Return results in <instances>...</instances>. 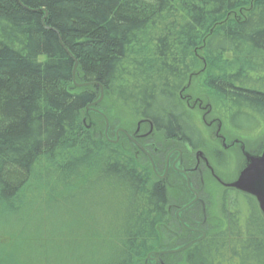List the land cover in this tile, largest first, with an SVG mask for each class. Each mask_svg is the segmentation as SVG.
Listing matches in <instances>:
<instances>
[{
    "label": "trees",
    "instance_id": "trees-1",
    "mask_svg": "<svg viewBox=\"0 0 264 264\" xmlns=\"http://www.w3.org/2000/svg\"><path fill=\"white\" fill-rule=\"evenodd\" d=\"M192 80L232 124L264 122V0H0V226L18 227L6 230L0 264H264L252 196L211 194L216 215L194 203L180 211L186 228L174 215L193 198L185 179L156 174L170 141L203 137L182 97ZM99 86L94 107L109 123L151 129L154 169L123 133L105 135L100 115L84 122ZM202 177L199 196L214 206ZM88 197L87 209L69 205ZM62 207L81 217L56 231L62 220L48 211ZM25 214L37 224L27 228ZM197 228L200 241L157 254Z\"/></svg>",
    "mask_w": 264,
    "mask_h": 264
},
{
    "label": "flooded vegetation",
    "instance_id": "flooded-vegetation-1",
    "mask_svg": "<svg viewBox=\"0 0 264 264\" xmlns=\"http://www.w3.org/2000/svg\"><path fill=\"white\" fill-rule=\"evenodd\" d=\"M182 97L185 104L191 110H194L195 112L199 110L202 111V107L195 106L196 104H191L188 99L184 98V95H182ZM209 105L210 106H207V113L214 116V119H211L210 122L205 124V126L212 128L211 133L204 130L205 128L201 124L203 137L199 135V137L195 139V144L191 143L188 140H184L181 142L176 141L175 143H182V145L180 147L173 146L172 148L168 149L164 156H156L157 166L159 167V169L162 167L161 173L157 171V176L159 178L165 180L170 179L172 183L176 181L180 176L185 179V182L186 176L189 177V180H191V174L195 176V178L197 176L200 178L201 183H199V185L194 186L190 182V185L193 189L192 191L187 187L190 193H192L193 197L194 192L198 194V200L195 203H198L200 207L204 205L203 201H201L202 199L200 198L198 191L199 189L202 190L204 187V183L202 182V172L205 171L208 173L212 181L218 185L221 192L225 193L232 190L238 191L232 187L225 186L224 183L230 182L238 176L239 172L242 169L241 168L239 170V168L242 166L243 162L244 165L246 164L248 155L246 153L248 149L244 142V140H246L247 138L244 135L241 136L237 133V131H242V127H238L236 126L237 124L231 123V116L233 113H231V111L225 112L224 109L216 110L213 109L210 103ZM197 116L199 117L198 113ZM139 122L140 121H138V126H136L137 129L136 131H134L132 137L144 148L147 153H150V151H148V148L152 146V144L149 143L148 139L150 130L148 133H140L139 126L141 123ZM144 146H147L148 148ZM198 146L201 147L199 148ZM204 150L207 152L208 156L204 153ZM198 152H201V155H197ZM152 153H157V148L155 146L152 147ZM225 157L231 159L233 165H237L236 172L229 179H226L224 177L222 178V175L225 174V169L224 167H222V160ZM165 170L166 174L165 176H162ZM182 208L175 209V217L176 213H178V216L180 218V211L184 210ZM195 231H197V233H199L200 235L202 233V230L200 228H197Z\"/></svg>",
    "mask_w": 264,
    "mask_h": 264
},
{
    "label": "rangeland",
    "instance_id": "rangeland-1",
    "mask_svg": "<svg viewBox=\"0 0 264 264\" xmlns=\"http://www.w3.org/2000/svg\"><path fill=\"white\" fill-rule=\"evenodd\" d=\"M192 82H193V80L189 83L188 87L185 89L184 94H183L184 95V98L185 99H188L191 104H196L195 106L202 107L201 108L202 111H200V110L199 111H196L198 113V115H199L198 120L200 118L201 124L205 128L204 130H206L207 132L211 133L212 132V128L211 127L209 128V127H206L205 126V124H207L208 122H210L211 119H214V116H212V115H210V114L207 113V106H210L209 105V100L206 99L205 96H203L202 94H200V92H198V90H197V88L195 86V82H193V83ZM97 110L102 113V110L101 109H97ZM92 113H97V112L91 110V111L86 112L84 114V122L88 126L94 127L97 118ZM97 114L101 116V121H102V123H104L103 124V132L107 136H108V130H109L110 135L111 136H114L115 135V138H116V131H117L118 128L125 129L129 134L131 133V136H132L133 133H134V131H136V129H137L136 128V126H138V122L137 121H133V124L130 123V124H128L127 127H123V126H120L119 125L118 121L117 122L109 123V121L107 119L108 125H107V129L105 131V121H104V118H103V116L100 113H97ZM237 125H241V127H242V131H237V133L239 135H241V136L244 135L247 138L246 140H244L245 145H246V147L248 149L246 151V153L249 154V155H259V154H261L262 150L264 149V122H260V124L258 126H254L253 124H252V126H250V125L245 124L244 121L242 119H240L239 121L237 120ZM224 128H225V126H224ZM139 129H140L139 130L140 133H148L149 132L148 125L147 126L146 125L145 126H141V124H140ZM110 139H112V138H110ZM133 145L135 146L134 148L136 150L141 151L135 144H133ZM181 145H182V143L181 144H179V143L177 144L175 142H171L170 141V144H168L167 146H168V149H170L173 146H179L180 147ZM163 146H164V144H163ZM167 146H166V149H167ZM141 152L143 153V151H141ZM143 154L146 156L145 153H143ZM149 155H151V153H149ZM243 165H244V162H243L242 166L239 168V170L243 167ZM222 167H224V169H225V174H224L225 176L222 175V178L224 177L226 179H229L230 177H232L234 175V173L236 172V169H237V165H233L231 159L226 158V157L223 158V160H222ZM158 172L159 173L162 172V167L160 169L158 167ZM196 178L194 176V183L197 184V185H199V183H201L200 178L198 176ZM202 182L205 183L204 180H202ZM213 183H209L208 186L206 184V188H205L204 193H203L209 199H210V196L212 197L211 194L220 193L221 192L220 191V188L219 187H216L218 185L215 182H213ZM168 186H171V185H168ZM190 199H191V197L189 196V200ZM216 199H217L216 197L215 198L212 197V199H210V200H213L215 202L214 206H213L212 202H211V206L209 205L210 204L209 202L205 206L204 205H202V207L199 206L200 209H202V211H203V217L207 216V218L205 217L206 219H208V213H209L210 217H213L214 215H216V212L215 211H216V206L218 204L217 201H216ZM90 200H92V199H90L89 197L87 199H85V201H83V200H72V201L69 202V205H71V206L73 205V206H76V207H81V206H85L86 207V206H88V202L87 201L90 202ZM87 208L88 207H86L85 209H87ZM205 209L208 210V212L206 213V215H204ZM81 212L82 211H76V212L70 211L69 207L68 208L62 207L60 209L59 213L56 214V215H54L53 217H52V214L50 213V211H48V220L49 219L62 220V224L61 225L54 224L53 223V220H52V225H54L56 231H61L62 229L63 230L73 229L72 226L74 225L75 221H80L79 218L81 216L79 217V214ZM25 218H26V221H27V225L26 226H27V228H29L32 225L37 224L38 218H40V217L38 216V218H37L36 216H31V215L29 216L28 214H25ZM77 218L79 220H77ZM205 218H204V220H205ZM14 228H15V225H13V226H6V228L0 226V229H4V230H1L0 231V243H2V244H5V243L6 244H9L10 243V239L12 237L7 234L6 230H12ZM17 229H18V227L15 228V230H17ZM171 249H173V248H171ZM61 251L64 252L65 251V247H63ZM35 253L40 254V255L51 256L52 250H50V251L36 250ZM23 257L24 256L21 255L20 253H17V255H16V258L19 259V260H23ZM3 262H4V264H11V263H13V261H3Z\"/></svg>",
    "mask_w": 264,
    "mask_h": 264
},
{
    "label": "water",
    "instance_id": "water-1",
    "mask_svg": "<svg viewBox=\"0 0 264 264\" xmlns=\"http://www.w3.org/2000/svg\"><path fill=\"white\" fill-rule=\"evenodd\" d=\"M76 65H77V62L75 61L73 68H72L73 80H74V72L76 69ZM80 85H83V84H80ZM99 87H100L99 98L96 101H94L93 103H91V105L89 107H87L86 109L93 110L97 113H100L103 116L104 121H105V131H106L107 125H108L107 118L103 115V113H101L100 111H98L94 107V105L98 104L102 99V87L101 86H99ZM118 132L123 133L141 151H143V153H145L147 155V157L151 163V166L154 169L152 160H151L150 156L148 155V153L144 150V148L139 143L136 142V140L125 129H123V128L117 129L115 141L118 140ZM198 154L201 155V152H198L197 155ZM165 174H166V170L164 171L162 176H165ZM186 185L191 191L193 190L191 185H190L189 177H187V176H186ZM224 185L227 187H232V188L238 190L239 192H242L244 194L252 196L255 199L257 206H258V209L264 218V149L262 150L261 154H259V155H249L248 154L247 155V162L242 167L238 176L234 180L227 182V183H224ZM197 200H198V194L196 192H194L193 199L189 203H187L182 209H185L188 206L194 204ZM176 217H177V219H179L180 224L183 227H186L185 224L182 222V220L179 218L178 213H176ZM204 236H205V233L202 231L201 235L198 238L190 241L189 243H187L183 246L177 247V248L159 251V252H157V254L163 255V254H174V253L181 252V251L185 250L186 248H188L189 246H191L192 244L200 241ZM153 260H154V264H157L158 260L155 258Z\"/></svg>",
    "mask_w": 264,
    "mask_h": 264
}]
</instances>
